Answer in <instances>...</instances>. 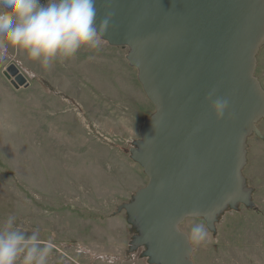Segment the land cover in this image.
Returning a JSON list of instances; mask_svg holds the SVG:
<instances>
[{"label": "rangeland", "instance_id": "rangeland-1", "mask_svg": "<svg viewBox=\"0 0 264 264\" xmlns=\"http://www.w3.org/2000/svg\"><path fill=\"white\" fill-rule=\"evenodd\" d=\"M128 53L103 41L47 71L19 50L0 53V224L14 216L50 240L48 264H150L146 247L132 246L137 223L119 210L148 182L129 150L155 113ZM10 65L27 88L5 79ZM253 77L264 93V44ZM255 126L241 169L251 206L225 209L213 230L186 219L193 264H264V115ZM194 224L206 230L201 244L190 239Z\"/></svg>", "mask_w": 264, "mask_h": 264}, {"label": "water", "instance_id": "water-1", "mask_svg": "<svg viewBox=\"0 0 264 264\" xmlns=\"http://www.w3.org/2000/svg\"><path fill=\"white\" fill-rule=\"evenodd\" d=\"M96 8L97 24L112 14L104 42L129 49V66L155 110L129 150L148 182L119 207L138 225L132 246L146 247L150 264H193L179 226L201 218L213 230L225 209L251 206L241 169L245 140L258 135L264 115L253 77L264 0H97ZM3 76L16 90L28 87L14 65ZM210 92L228 101L221 120L206 100Z\"/></svg>", "mask_w": 264, "mask_h": 264}, {"label": "clouds", "instance_id": "clouds-1", "mask_svg": "<svg viewBox=\"0 0 264 264\" xmlns=\"http://www.w3.org/2000/svg\"><path fill=\"white\" fill-rule=\"evenodd\" d=\"M97 0H0V53L8 47L25 53L44 70L72 58L81 48L98 49L109 30L112 14L97 24ZM206 100L217 120L224 118L228 101ZM8 216L0 224V264H48L54 245L41 239L39 231L30 234ZM207 236L201 224L191 227L190 239L201 244Z\"/></svg>", "mask_w": 264, "mask_h": 264}, {"label": "built area", "instance_id": "built-area-1", "mask_svg": "<svg viewBox=\"0 0 264 264\" xmlns=\"http://www.w3.org/2000/svg\"><path fill=\"white\" fill-rule=\"evenodd\" d=\"M25 77V76H24ZM27 80V79H26Z\"/></svg>", "mask_w": 264, "mask_h": 264}]
</instances>
